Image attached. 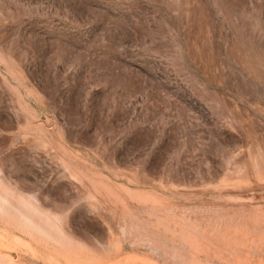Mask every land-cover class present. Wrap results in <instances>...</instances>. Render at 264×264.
Masks as SVG:
<instances>
[{
	"label": "rangeland",
	"instance_id": "1",
	"mask_svg": "<svg viewBox=\"0 0 264 264\" xmlns=\"http://www.w3.org/2000/svg\"><path fill=\"white\" fill-rule=\"evenodd\" d=\"M0 264H264V0H0Z\"/></svg>",
	"mask_w": 264,
	"mask_h": 264
}]
</instances>
